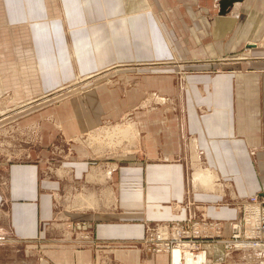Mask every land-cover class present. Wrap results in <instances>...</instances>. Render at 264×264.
Masks as SVG:
<instances>
[{"label": "crops", "instance_id": "obj_1", "mask_svg": "<svg viewBox=\"0 0 264 264\" xmlns=\"http://www.w3.org/2000/svg\"><path fill=\"white\" fill-rule=\"evenodd\" d=\"M233 2L0 0V69L53 63L48 86L75 77L74 67L85 76L105 75L36 112L39 157H54L58 138L70 154L55 178L43 177L45 163L33 162L36 153L31 162L10 165L7 189L0 188V216L9 223L0 225V235L19 240L0 246L9 248L10 264L18 254L19 264H169L167 255L143 253L149 225L182 223L193 208L220 219L229 212L216 206L236 207L255 195L264 200V0ZM60 3L73 47L60 23ZM48 11L57 19L54 31L42 21ZM17 32H29L41 45L28 55L12 48L20 56L14 64L11 50H4L7 35ZM53 32L62 40L55 50ZM237 53L245 57L229 59ZM175 60L195 65L182 88L177 73L183 66L171 67ZM43 73L36 75L46 80ZM151 93L174 101L146 122L108 133L111 141L135 142L129 154L109 157L98 147L101 129L142 107ZM82 136L91 142L78 143ZM54 219L59 226L50 243L46 228ZM65 221L73 227L67 240L60 225ZM90 230L87 244L73 238ZM219 247L211 250L219 254Z\"/></svg>", "mask_w": 264, "mask_h": 264}, {"label": "rangeland", "instance_id": "obj_2", "mask_svg": "<svg viewBox=\"0 0 264 264\" xmlns=\"http://www.w3.org/2000/svg\"><path fill=\"white\" fill-rule=\"evenodd\" d=\"M231 1H234L233 3L238 2V0ZM58 7L60 10L59 13H61V18L63 19L60 20V23L62 28L64 27L63 29L66 34L65 38L66 41H68L67 45L73 47V37L67 34V27L64 26L68 23L64 5L60 3ZM44 15L45 18H43L42 21L51 25L50 30L54 31L52 25L57 22V19H54L49 11L44 13ZM27 37L29 40H27ZM51 38V44H53V50H55V47L58 46V42L61 44L62 40L61 38L56 37L55 32L51 34ZM37 39L39 40L40 37ZM7 40L9 41L10 45L7 46V50H4V54L8 53L12 48L20 47L23 49V51H21L22 54L28 55L30 52H34L33 49L37 47L40 48L41 45V42H38V44H36L35 41L33 42L29 32L27 34H20L17 32L15 35H7ZM261 45H264V39L261 41ZM71 54L73 55V52H71ZM19 57L20 56H18L14 50H11L9 54V60L12 63H18L16 60ZM38 57L39 59H43L42 56ZM244 57L245 56L243 53H237L232 55V57L229 59L234 60ZM72 61H74V59H72ZM188 61L190 62L191 60L181 62L185 63ZM173 63L177 65H173L171 67H184L179 69L177 73V82L179 87L182 88L183 85H185L186 76L195 73V65L189 63L188 65H183L184 63H180L179 60H175ZM74 68L75 77L66 79L64 76L57 86H54L55 83L48 86V84L51 83L53 76L46 71L55 73V65L53 63L47 62L46 65H42L41 68L0 69V188L2 190L7 189L10 165L15 163L31 162L35 157L33 154L36 153L37 157L33 162L45 163V167H43L42 170L43 177L55 178L57 170L61 168V162L65 161L69 156L70 152L67 148V145L61 138H58L52 146L54 157H51L49 160L45 161L39 157L38 148L40 147L41 142L39 130L40 123L35 120V114L40 109H42L43 105H49L48 103L51 100L55 101V99L59 97L66 96L75 89L88 87L91 83L96 82L97 80L99 81L105 77V75L101 76V73L99 74L98 72L90 73L85 76L84 74L79 73V69L77 67ZM169 69H171L170 71L173 72L174 68ZM212 70L219 72L221 69L213 68ZM39 71H44L43 75L45 78L47 77L46 80L42 76H39V74L36 75V73ZM35 83L37 86L36 89H33L29 92L25 91L32 88ZM19 86L21 89H18ZM152 96L153 98H156L151 99ZM173 101V98L168 96H161L157 93H151V95L146 99V104H144L142 107H139V109L137 108L135 111L129 113L118 123L109 124L107 127H104V129H101V143L98 147L105 149L104 152L109 151V157L117 154H129L133 151V147L135 146H132L133 143H135L133 142L134 140L131 138L124 140L123 138H120L116 140L114 139L115 142H113L114 140L111 141L108 137V133L114 134V129L117 126L124 127L129 123L139 124L140 122L142 123L143 120L146 122L149 117L154 115L153 113L156 112L158 108H162L165 104L173 103ZM138 114L141 116L139 117ZM140 130L142 139H146L147 134L145 133L146 131H144L145 129L142 125L140 126ZM87 142L88 144L91 142L89 137L82 136L78 143L85 144ZM117 142H120V144ZM80 189L82 188L80 187L78 190ZM80 193H82V191H80ZM250 198L251 197L245 200H240L236 207L231 206L230 203H226L224 206H216L215 208L219 209L218 211L225 209V211L229 212V216L220 218L224 219V221L212 218L208 213L205 215V212L201 209L194 211L195 208H193L188 213L187 219L182 223H154L149 225L146 229V235L144 240L141 242L140 247L145 255H167L169 257V264H173L174 260H172V254L173 250L176 248H181L184 256L190 253L195 260H198L199 256L206 255L207 264H264L263 253L234 248L233 226L235 223H241L244 226L246 217L248 215L246 205H248L249 201L247 200H250ZM4 204L7 208V202ZM233 208L236 211V216H234V213L232 212ZM4 222L9 226L7 219L3 221V218L0 216V225L3 226ZM225 223L230 225L227 227L228 232L224 226ZM57 224L59 223L54 219L53 222L49 223L46 228L49 236L47 241L49 240L50 243H55V228L57 229V226H59ZM61 224H63L61 228L62 238L67 240L65 237L69 235V232L71 233V231H73V227L72 225H69L67 221L61 222L60 225ZM244 230L246 231L245 227ZM91 232H93V230L84 233L79 232L80 235L73 234V238L87 244L89 242L88 240L92 238L90 235ZM13 235L14 234L11 233L10 236ZM18 241V239H7L0 235V246L12 245V243L18 244L15 243ZM34 242L35 241H25L23 242V245H29L30 243ZM217 244L220 246L222 245L221 247L217 246L220 248L219 254H216L218 248L213 247ZM92 246L96 248L98 247L96 245ZM211 247L216 251L215 253L214 250H211ZM7 250H9V248L0 247V264H10L9 261L11 259L7 258L10 256ZM16 250L17 249H14V251ZM14 259L16 260H12V263H18L20 260V254L14 256ZM107 262V264L112 263L111 260L110 262ZM188 262L191 263L190 260ZM33 264H35V262H33Z\"/></svg>", "mask_w": 264, "mask_h": 264}, {"label": "built area", "instance_id": "obj_3", "mask_svg": "<svg viewBox=\"0 0 264 264\" xmlns=\"http://www.w3.org/2000/svg\"><path fill=\"white\" fill-rule=\"evenodd\" d=\"M247 201H249L248 205H246L248 215L246 214L244 226L238 223L243 226L242 233L236 228L237 225L233 226L234 248L264 254V200L259 195H255Z\"/></svg>", "mask_w": 264, "mask_h": 264}, {"label": "bare ground", "instance_id": "obj_4", "mask_svg": "<svg viewBox=\"0 0 264 264\" xmlns=\"http://www.w3.org/2000/svg\"><path fill=\"white\" fill-rule=\"evenodd\" d=\"M235 225H237L236 228L239 230V232L242 233L243 226L241 224H235ZM233 234H234V229H233ZM172 256H173L172 260H174L173 264H205V263L207 264V256L206 255L199 256V259L195 260V259H193V256L190 253H188L186 255L187 257L184 256L181 248H176L173 251ZM188 259L191 261V263L188 262L189 261Z\"/></svg>", "mask_w": 264, "mask_h": 264}]
</instances>
